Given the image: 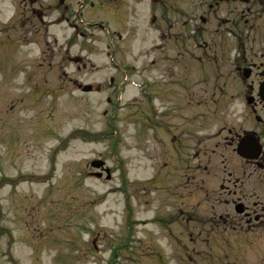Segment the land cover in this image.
Listing matches in <instances>:
<instances>
[{"label": "rangeland", "instance_id": "1", "mask_svg": "<svg viewBox=\"0 0 264 264\" xmlns=\"http://www.w3.org/2000/svg\"><path fill=\"white\" fill-rule=\"evenodd\" d=\"M91 12L87 8L84 14L82 9V18L99 17ZM108 26L117 28L113 23ZM57 27L63 28V24ZM4 30L0 32V264H149L155 256L157 264L227 261L231 245L226 237L221 236L222 243L221 233L210 232L201 222L198 226L204 231L189 236L194 223L182 219L192 217V210L193 216L209 219L213 208L208 197L215 195L216 214L221 215L223 201L211 182H217L214 189L219 190L222 169L213 174L216 179L202 165L196 177L182 175L188 161L191 163L189 158L180 171L179 183L183 184H177L176 196L171 189L152 190L146 196L153 200L146 209L162 210L160 218L171 228H158L153 222L150 230L146 224L143 211L148 189L144 185L152 168L144 156L155 157V170L165 151H171L170 166L180 154L158 139L156 144L145 141L148 135L143 122L149 100L132 85L139 83L152 97L151 83L143 80L144 73L148 74L145 59L137 53L128 55L130 60L119 56L121 67L116 68L112 46L105 40L108 32L80 25L69 42L66 37L72 29L51 30L53 42L32 62L34 54L40 56L41 46L22 44L26 41L24 29L12 31L11 38L18 42L9 40L10 32ZM79 55L82 59L74 61ZM127 71L133 75L126 76ZM156 71L162 73L163 66ZM29 74L31 77L26 76ZM79 84H92L95 89L84 92ZM152 84L162 85L158 81ZM149 131L153 136L154 130ZM196 132V142L205 141L206 125ZM187 144L183 141L178 147L185 149ZM96 158L106 161L113 170L112 178L89 175V162ZM191 191L198 196L193 202L177 204L175 200ZM177 220L180 223L172 226ZM185 225L186 232L180 230ZM215 236L219 244H211ZM215 245L219 247L211 250ZM260 257L250 260L261 263L264 257Z\"/></svg>", "mask_w": 264, "mask_h": 264}, {"label": "flooded vegetation", "instance_id": "2", "mask_svg": "<svg viewBox=\"0 0 264 264\" xmlns=\"http://www.w3.org/2000/svg\"><path fill=\"white\" fill-rule=\"evenodd\" d=\"M5 2L10 3L11 12L6 21H0V25L24 29L25 40L32 32L39 34L44 30L47 34L56 25L64 23L79 27L76 21H69V14L82 3V8H90L99 16L95 18L98 26L113 23L117 27L111 28L116 49L121 43L125 47L145 43L143 56L150 58L152 64L157 61L165 63L167 67L161 75L162 100H175L174 94L176 98L180 96L188 79H191L188 82L190 91L197 89L194 84L197 85L198 81H205L206 87L202 90L214 102L208 116L209 124L213 126L209 137L214 155L213 162L212 156L208 158L212 163L208 173L214 179L213 174L222 169L219 190L214 189L217 182H212V188L219 192L223 209L217 216L218 196H209L213 208L209 219H194L191 229L196 230L201 222L208 225L210 232L221 233L213 235L227 238L231 247L226 251L228 257L223 264H264V259L261 263L250 260L259 255L264 257V92L261 86L264 81V0ZM4 7L6 14L8 6L4 4ZM210 78H213L212 83L208 82ZM151 89L155 92L154 87ZM150 97L148 95L149 103ZM223 99L221 107L219 103ZM195 120L193 116L183 119L181 115L163 114L161 124L177 128L184 126L186 131L191 126L189 123ZM174 140L180 142V138ZM240 142L245 155L238 151ZM197 154L195 145L188 165L195 169L187 167L181 171L182 166L174 160L169 177L165 171L157 177L161 182L149 185L159 191L174 189L172 193L176 196L177 184H183L176 182L178 172L188 174V177L199 175L197 165H192ZM197 197L191 191L181 195L177 202H193ZM156 218L161 220L159 211ZM248 247L252 250L247 251Z\"/></svg>", "mask_w": 264, "mask_h": 264}, {"label": "water", "instance_id": "3", "mask_svg": "<svg viewBox=\"0 0 264 264\" xmlns=\"http://www.w3.org/2000/svg\"><path fill=\"white\" fill-rule=\"evenodd\" d=\"M90 88H91L90 86L84 87L85 90H88ZM239 147L241 148V144L239 145ZM102 164H104V161H102V160H94V161H92V165L93 166H96V167H99ZM107 173L109 174L108 177H110V171H109V169H107Z\"/></svg>", "mask_w": 264, "mask_h": 264}]
</instances>
